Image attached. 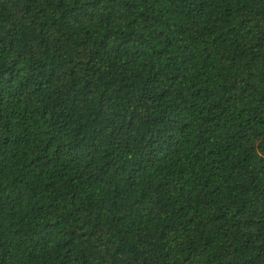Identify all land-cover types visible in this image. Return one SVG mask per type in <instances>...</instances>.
Listing matches in <instances>:
<instances>
[{
	"label": "trees",
	"instance_id": "1",
	"mask_svg": "<svg viewBox=\"0 0 264 264\" xmlns=\"http://www.w3.org/2000/svg\"><path fill=\"white\" fill-rule=\"evenodd\" d=\"M0 264H264V0H0Z\"/></svg>",
	"mask_w": 264,
	"mask_h": 264
}]
</instances>
